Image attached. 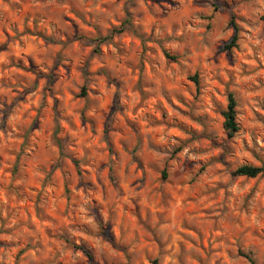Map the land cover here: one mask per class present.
<instances>
[{
  "label": "clouds",
  "instance_id": "clouds-1",
  "mask_svg": "<svg viewBox=\"0 0 264 264\" xmlns=\"http://www.w3.org/2000/svg\"><path fill=\"white\" fill-rule=\"evenodd\" d=\"M0 264H264V0H0Z\"/></svg>",
  "mask_w": 264,
  "mask_h": 264
}]
</instances>
